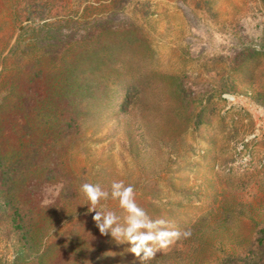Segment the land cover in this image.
Returning a JSON list of instances; mask_svg holds the SVG:
<instances>
[{
    "label": "rangeland",
    "instance_id": "374dc122",
    "mask_svg": "<svg viewBox=\"0 0 264 264\" xmlns=\"http://www.w3.org/2000/svg\"><path fill=\"white\" fill-rule=\"evenodd\" d=\"M113 12L127 25L122 38L136 43L122 71L103 69L109 96L92 102L83 130L66 144L67 171L79 191L67 212L81 211L70 226L98 229L83 183L110 192L123 180L152 218L191 230L157 253L171 249L159 264L257 262L264 240V0H0V115L30 70L53 76L75 56H43L38 42L52 39L48 29L58 30L57 38L85 36L104 51L111 37L101 28ZM132 83L136 94L121 113ZM101 206L124 215L111 197ZM101 239L106 262L139 261L127 243L110 234Z\"/></svg>",
    "mask_w": 264,
    "mask_h": 264
},
{
    "label": "trees",
    "instance_id": "16d2710c",
    "mask_svg": "<svg viewBox=\"0 0 264 264\" xmlns=\"http://www.w3.org/2000/svg\"><path fill=\"white\" fill-rule=\"evenodd\" d=\"M101 29L111 37L104 51L102 44H89L85 36L76 39L69 32L57 38L58 30L48 29L52 39L38 42L43 56L51 61L63 51L75 56L53 76L30 70L21 92L9 102L10 110L0 115V242L7 250L0 254V264L117 262L114 258L106 262L107 243L98 229L85 222L70 226L81 211L67 212L78 203L79 191L67 171L64 158L71 148L66 144L83 130L92 102L101 104L109 96L111 85L101 76L103 69L109 74L122 71L130 60L128 47L136 43L132 37L122 38L128 28L115 12L109 14ZM66 46L69 49L64 50ZM133 83L124 87L127 93L117 106L121 113L136 94ZM5 103L3 98L0 109ZM113 103L114 99L111 106ZM8 252L10 259L6 258ZM256 252L257 262L244 258L243 264H264V240ZM166 254L144 264H159ZM224 259L220 264H238L241 260ZM136 264H141L140 260Z\"/></svg>",
    "mask_w": 264,
    "mask_h": 264
},
{
    "label": "clouds",
    "instance_id": "9594fccd",
    "mask_svg": "<svg viewBox=\"0 0 264 264\" xmlns=\"http://www.w3.org/2000/svg\"><path fill=\"white\" fill-rule=\"evenodd\" d=\"M110 192L100 184L83 183L81 192L89 202L88 211L94 212L93 220L101 235H109L118 243L130 245L128 251L141 264L153 260L157 253L170 248L176 241L188 239L190 229L181 230L164 218H152L135 199V189L123 180L113 181ZM109 197L118 200L124 215L120 216L105 206L98 208L102 200Z\"/></svg>",
    "mask_w": 264,
    "mask_h": 264
}]
</instances>
